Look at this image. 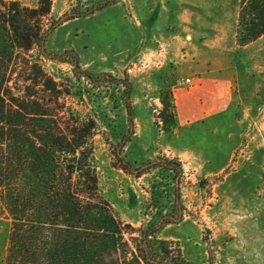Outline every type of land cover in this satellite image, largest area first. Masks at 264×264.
<instances>
[{"label": "rangeland", "instance_id": "obj_1", "mask_svg": "<svg viewBox=\"0 0 264 264\" xmlns=\"http://www.w3.org/2000/svg\"><path fill=\"white\" fill-rule=\"evenodd\" d=\"M18 1L35 6L38 0ZM51 1L52 18L75 5L90 10L58 24L46 45L52 52L75 50L92 75L74 74L69 63L37 47L27 55L57 82L65 114L94 120L97 188L116 215L145 227L170 211L173 200L169 172L134 177L113 163L112 146L128 127V80L134 133L123 154L133 165L168 156L183 169L185 215L158 236L176 241L194 264H207L210 249L214 264H264V63L257 42L237 43L239 0ZM210 69L222 83H202ZM25 75L22 85L31 80ZM9 226L0 216V264Z\"/></svg>", "mask_w": 264, "mask_h": 264}, {"label": "trees", "instance_id": "obj_2", "mask_svg": "<svg viewBox=\"0 0 264 264\" xmlns=\"http://www.w3.org/2000/svg\"><path fill=\"white\" fill-rule=\"evenodd\" d=\"M51 5V0H38L35 6L0 0V216L10 221L3 264H194L176 241L158 236L164 224L185 215L181 162L157 156L133 165L123 154L134 133L128 80V127L112 146L113 163L134 177L154 169L169 172L171 209L147 226L135 227L99 194L91 159L94 120L65 114L57 82L27 55L37 47L41 55L69 63L74 74L92 75L82 68L75 50L52 52L46 45L58 24L90 10L75 5L52 18ZM263 33L264 0H239L237 43L248 44ZM22 72L31 79L24 85ZM153 187L157 195V185ZM207 264H214L211 249Z\"/></svg>", "mask_w": 264, "mask_h": 264}, {"label": "crops", "instance_id": "obj_3", "mask_svg": "<svg viewBox=\"0 0 264 264\" xmlns=\"http://www.w3.org/2000/svg\"><path fill=\"white\" fill-rule=\"evenodd\" d=\"M257 42L258 44V56H259V63H264V33L259 36L257 39H255L254 41L248 43V44H245V45H242L240 47L242 48H247L249 46H252V44H255ZM206 42H202L201 44H205ZM214 69H210V70H205L204 71V74L202 73L201 74V81L202 83H209V82H213V83H222L223 79L220 78V77H216L214 75V72H213ZM201 92V90L199 91Z\"/></svg>", "mask_w": 264, "mask_h": 264}, {"label": "built area", "instance_id": "obj_4", "mask_svg": "<svg viewBox=\"0 0 264 264\" xmlns=\"http://www.w3.org/2000/svg\"><path fill=\"white\" fill-rule=\"evenodd\" d=\"M184 80H185V82H189L190 81V79L188 77H186Z\"/></svg>", "mask_w": 264, "mask_h": 264}]
</instances>
